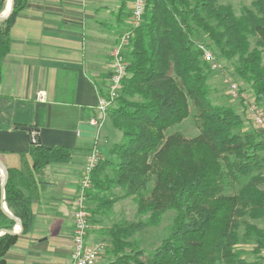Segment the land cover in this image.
I'll return each instance as SVG.
<instances>
[{"label": "trees", "instance_id": "16d2710c", "mask_svg": "<svg viewBox=\"0 0 264 264\" xmlns=\"http://www.w3.org/2000/svg\"><path fill=\"white\" fill-rule=\"evenodd\" d=\"M26 5L15 0L0 23V83L10 30ZM6 7L7 0H0V16ZM134 32L125 51L129 74L108 113L123 137L94 169L86 190L92 213L109 212L127 198L136 205L135 220L121 219L107 229L109 243H101L113 256L108 264H261L259 257L244 258L242 245L254 244L255 253L264 247V134L248 127L253 121L244 98L243 111L214 101L210 79L216 71L204 49L229 65L223 71L241 92L239 82L248 85L262 109L264 0L239 11L221 0H147ZM191 120L198 132L189 137L180 125ZM73 152L32 140L33 164L7 169L4 202L14 218L1 206L0 173V230L13 231L17 219L21 233L32 229L36 174L70 163ZM168 211L174 216L166 236L147 251L145 232L158 228ZM18 236L0 235V264Z\"/></svg>", "mask_w": 264, "mask_h": 264}, {"label": "crops", "instance_id": "0c3cea01", "mask_svg": "<svg viewBox=\"0 0 264 264\" xmlns=\"http://www.w3.org/2000/svg\"><path fill=\"white\" fill-rule=\"evenodd\" d=\"M131 12L132 0H27L16 17L0 83V159L7 169L21 168L24 161L32 165L30 148L35 139L74 152L70 163L50 164L36 174L39 189L31 205L32 229L19 234L5 254L6 264L71 263L73 203L96 140L87 121L97 115L98 85L105 86L111 50ZM39 91L45 92L43 101L36 97ZM248 127L264 134L253 123ZM122 137L108 118L99 133L100 149L108 156ZM135 207L127 198L109 212L88 210L87 242L109 243L107 229L128 219ZM242 247L244 258L259 257L264 264V247L259 253L254 244ZM112 259L105 250L96 264Z\"/></svg>", "mask_w": 264, "mask_h": 264}, {"label": "built area", "instance_id": "2783aa9c", "mask_svg": "<svg viewBox=\"0 0 264 264\" xmlns=\"http://www.w3.org/2000/svg\"><path fill=\"white\" fill-rule=\"evenodd\" d=\"M146 6L147 0H132V12L127 20V27L119 36L118 43L110 53L111 72L109 78L106 80L105 86H102L103 91H99L97 115L87 121L89 127L96 133V140L92 150L86 157L78 193L73 203L74 229L70 264H96L105 249V245L101 242L95 244H89L87 242V235L90 228V214L86 206V190L92 185L94 169L104 160L99 146V133L108 119L110 108L115 105L116 99L121 94L123 80L129 74V62L125 57V51L129 48L130 41L135 35L134 29L142 22ZM204 57L211 63L213 70L223 72L220 61L210 50L204 49ZM224 81L227 84L228 92L233 98H244L246 100V95L240 91L237 83L227 76H225ZM36 97L38 100L43 101L45 99V92L39 91ZM248 105V115L254 125L258 129H264V110L253 103H249ZM78 133L81 134V131ZM104 142L107 143L108 141L105 139Z\"/></svg>", "mask_w": 264, "mask_h": 264}, {"label": "rangeland", "instance_id": "374dc122", "mask_svg": "<svg viewBox=\"0 0 264 264\" xmlns=\"http://www.w3.org/2000/svg\"><path fill=\"white\" fill-rule=\"evenodd\" d=\"M8 1L9 0H7V3H8ZM221 1H222V3L232 4L236 8V10L239 11L241 6H243V5L250 6L251 2L253 0H221ZM118 40H119V38H118ZM117 43H118V41H117ZM220 63H221V67H224L226 65L229 66L225 61H220ZM225 76H227V74L224 71L223 72L216 71L212 75V77L210 79V83H211V85L213 87L212 96L214 98V101L217 102V103L231 104V105L235 106L238 110L243 111L244 107L241 105V103L239 101V98H234L233 99L229 95L226 83L224 81L225 80ZM227 77H229V75ZM239 84H240V87L243 90L242 93H244L246 95V97H247L246 100H245V103L247 105L249 103L250 104H252V103L256 104L254 96L248 95L249 93H252V91L248 89V85L244 84L241 81L239 82ZM261 107H262V109H264V104H262ZM183 125L184 124L180 125V130H182V132L184 131L183 133H185L187 136L191 137V136H194V135L197 134L198 130H197L196 124H195V122L193 120L187 121V123H186L184 128H183ZM250 129H252V128H250ZM102 154H103V159H107L108 158V156L106 155L105 152L102 151ZM260 154L262 156H264V150H262L260 152ZM134 205H135V203H134ZM135 209H136V207H135ZM173 216H174V212L168 211L164 215L162 224L158 228H153V229H150L149 231L147 230L145 232V235H144L145 236V238H144L145 243L142 244V247L147 249V251H151L154 248H156L159 245V242L166 236V234H167L166 233V229L171 224V220H172ZM136 218L137 217H136V210H135L133 215L129 216L128 219L129 220H133V219L135 220ZM117 219H119V217ZM146 241H148V242H146ZM142 259L145 260L144 257H142Z\"/></svg>", "mask_w": 264, "mask_h": 264}, {"label": "water", "instance_id": "95a60500", "mask_svg": "<svg viewBox=\"0 0 264 264\" xmlns=\"http://www.w3.org/2000/svg\"><path fill=\"white\" fill-rule=\"evenodd\" d=\"M14 6H15V0H10V6L9 7L7 6L8 8H6V10L0 16V23L4 22L5 20H7V18H9V16L12 14ZM0 172L2 173V176H3V185H2L3 197H2V201H1V206H2V209L4 210V212L9 217L14 218V216L6 208V204L4 202V187H5L6 182L8 180V174H7V168L1 159H0ZM17 221H18V225L15 227V229L13 231L3 229V230H0V235H2L3 233H9L11 235H19L22 232L23 227H22L20 220L17 219Z\"/></svg>", "mask_w": 264, "mask_h": 264}, {"label": "bare ground", "instance_id": "6f19581e", "mask_svg": "<svg viewBox=\"0 0 264 264\" xmlns=\"http://www.w3.org/2000/svg\"><path fill=\"white\" fill-rule=\"evenodd\" d=\"M7 6H8V7L10 6V0L8 1ZM8 7H6V8H8Z\"/></svg>", "mask_w": 264, "mask_h": 264}]
</instances>
